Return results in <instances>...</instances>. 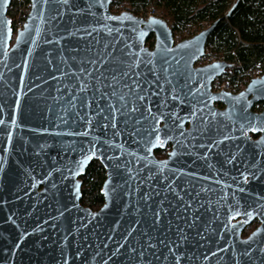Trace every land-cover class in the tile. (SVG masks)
Listing matches in <instances>:
<instances>
[{
  "label": "water",
  "instance_id": "water-1",
  "mask_svg": "<svg viewBox=\"0 0 264 264\" xmlns=\"http://www.w3.org/2000/svg\"><path fill=\"white\" fill-rule=\"evenodd\" d=\"M10 2L0 264H264V72L212 91L232 64H194L216 21L174 43L165 19L112 13L111 0H30L14 33ZM93 159L105 170L96 210L80 203Z\"/></svg>",
  "mask_w": 264,
  "mask_h": 264
},
{
  "label": "trees",
  "instance_id": "trees-1",
  "mask_svg": "<svg viewBox=\"0 0 264 264\" xmlns=\"http://www.w3.org/2000/svg\"><path fill=\"white\" fill-rule=\"evenodd\" d=\"M26 1H16L14 9L25 5ZM234 1L112 0V3L129 6L134 14L141 17L154 7L174 30L188 27L197 32L216 21L206 45L210 46V55L234 64L227 69L226 76L227 81L238 88L255 68L264 67V0H238L227 14ZM152 43L153 36H150L146 44L150 46ZM262 105L263 102H258L253 109L257 110ZM80 179V203L91 209L99 208L103 204L100 193L105 179L103 166L98 160H91Z\"/></svg>",
  "mask_w": 264,
  "mask_h": 264
},
{
  "label": "built area",
  "instance_id": "built-area-1",
  "mask_svg": "<svg viewBox=\"0 0 264 264\" xmlns=\"http://www.w3.org/2000/svg\"><path fill=\"white\" fill-rule=\"evenodd\" d=\"M16 1H18V0H11L10 5L8 7V15L10 17V21H11V25H12L14 33L17 30L22 29V27L26 21V18L30 12V7H31L30 6V0H27L25 5L21 4L18 9L17 8L14 9L15 8L14 4L16 3ZM19 1L23 2V0H19ZM109 9L112 13H116V14L124 12V11L133 13L132 8H130L129 6H126L124 4L112 3V0H111ZM149 16L160 17L158 11L154 7L149 8L148 13L144 18H147ZM168 25L170 26V28L172 30L174 43H177L183 39H187V38L193 36L194 34H196L197 32H199V31L193 32L188 27L180 29V30H174L172 28V25H170L169 23H168ZM209 48H210V46H207V45L205 46L204 54L197 59V61L194 64L195 66H203V65L209 64L215 60H222V59H219V58H216V57L210 55V49ZM232 66H234V64H232ZM227 69L224 72H222L219 76L215 77V79L212 81V84H211L212 91H214V92L228 91L231 93H237L245 87V85L248 83V81L250 79H252L254 77H260L262 75V73L264 72V67L263 68H261V67L255 68L251 72V74L247 78L244 79V82L241 83L238 86V88H235L230 84V82L227 81L228 80L227 76H226L227 71H228Z\"/></svg>",
  "mask_w": 264,
  "mask_h": 264
},
{
  "label": "flooded vegetation",
  "instance_id": "flooded-vegetation-1",
  "mask_svg": "<svg viewBox=\"0 0 264 264\" xmlns=\"http://www.w3.org/2000/svg\"><path fill=\"white\" fill-rule=\"evenodd\" d=\"M264 104V103H263ZM216 107L218 108H222L223 106L221 104H216ZM254 110V109H253ZM255 111V110H254ZM259 135H254V134H251V138L252 139H256ZM171 148V145L168 143L165 145L164 148H159V149H156L155 150V155L157 158L159 159H163V158H166L167 157V153L168 151L170 150ZM161 150L159 153H156V151H159ZM259 224V222L255 219L253 220L250 224L246 225L245 228L243 229L242 231V237H246L252 230H254L257 225ZM252 225H254V228L252 230H250L248 233H246L247 229H249V227H251Z\"/></svg>",
  "mask_w": 264,
  "mask_h": 264
},
{
  "label": "rangeland",
  "instance_id": "rangeland-1",
  "mask_svg": "<svg viewBox=\"0 0 264 264\" xmlns=\"http://www.w3.org/2000/svg\"><path fill=\"white\" fill-rule=\"evenodd\" d=\"M148 45V44H147ZM149 46V45H148ZM153 46V43H152V45H150L149 47L151 48ZM263 106H264V104L261 106V107H259L257 110H255V111H260L262 108H263ZM98 209V208H97ZM93 210H96V209H93ZM254 228V225H252L251 227H249V229H247V231H246V233H248L250 230H252Z\"/></svg>",
  "mask_w": 264,
  "mask_h": 264
},
{
  "label": "snow or ice",
  "instance_id": "snow-or-ice-1",
  "mask_svg": "<svg viewBox=\"0 0 264 264\" xmlns=\"http://www.w3.org/2000/svg\"><path fill=\"white\" fill-rule=\"evenodd\" d=\"M157 216H158V214H157Z\"/></svg>",
  "mask_w": 264,
  "mask_h": 264
}]
</instances>
